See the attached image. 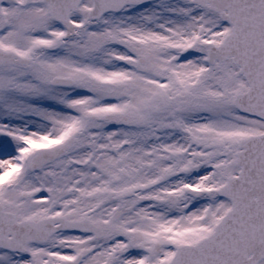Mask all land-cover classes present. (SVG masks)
<instances>
[{
    "label": "snow or ice",
    "instance_id": "1",
    "mask_svg": "<svg viewBox=\"0 0 264 264\" xmlns=\"http://www.w3.org/2000/svg\"><path fill=\"white\" fill-rule=\"evenodd\" d=\"M0 264H264V0H0Z\"/></svg>",
    "mask_w": 264,
    "mask_h": 264
}]
</instances>
